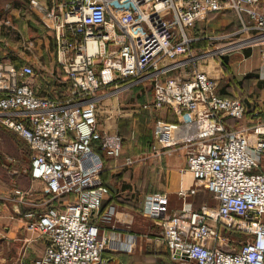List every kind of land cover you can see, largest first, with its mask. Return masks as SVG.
Masks as SVG:
<instances>
[{
	"label": "built area",
	"instance_id": "built-area-1",
	"mask_svg": "<svg viewBox=\"0 0 264 264\" xmlns=\"http://www.w3.org/2000/svg\"><path fill=\"white\" fill-rule=\"evenodd\" d=\"M52 3L41 20L55 32L56 59L71 86L67 96L41 94L32 63L0 59V124L29 145L31 175L42 188L38 196L32 187H16L10 199L28 205L27 228L49 238L41 254L20 264H103L107 251L132 250L114 233L129 231L137 213L114 204L103 209L111 191L102 178V152L119 158L124 136L103 132L98 111L103 97L143 80L153 82L154 98L141 107L169 108L176 115L175 120L157 119L152 146L156 154L184 149V170L195 183L178 194L204 189L213 198L168 213V192L145 195L142 212L161 222L171 257L183 264H264V171L258 169L264 108H254L248 125L232 128L228 119L245 118L247 105L239 96L220 94L217 79L199 68L209 57L256 45L264 58V0ZM225 9L236 12L237 27L190 33ZM0 23L9 24V17H0ZM201 42L206 47L198 51ZM135 162L125 158V164ZM220 228L246 237L234 247Z\"/></svg>",
	"mask_w": 264,
	"mask_h": 264
},
{
	"label": "rangeland",
	"instance_id": "rangeland-1",
	"mask_svg": "<svg viewBox=\"0 0 264 264\" xmlns=\"http://www.w3.org/2000/svg\"><path fill=\"white\" fill-rule=\"evenodd\" d=\"M7 2L11 0H0ZM13 2V0H12ZM14 3L21 6L22 9L14 10L11 13V22L7 27L1 26L0 43L1 54L7 59L21 64L28 61L36 62L38 72H42L41 64L51 61L55 51V36L48 34L43 28L41 22V12L37 7L30 6L28 0H14ZM236 23V14L229 9L221 10L207 17L206 20L199 22L194 28L190 29L192 34H201L207 26L214 28H229ZM45 34V36H44ZM33 45H29V42ZM202 47L197 49L201 51L205 49L203 42ZM253 49L252 57L246 59L242 49H235L221 56H215L211 59L202 60L199 68L208 71L218 81V89L232 96L242 97L248 106L261 104L264 106V58L259 46L248 47ZM247 48V49H248ZM196 50V51H197ZM29 60H27V59ZM218 63V64H217ZM209 65V66H208ZM211 65V66H210ZM50 80L48 84H52ZM146 91H150L147 89ZM134 92V89L132 90ZM130 91L119 94L121 99L120 109L113 111L112 105L109 103L102 104L98 116L99 123L108 121L110 127L118 123L122 127L124 136V146L128 148L129 154L136 159L135 163L123 165L122 163H106L105 176L108 185L114 192L121 191L126 186L134 187L137 194L141 198L152 191L168 190L171 183L176 181L179 168L173 167L174 163H151L145 156L148 144H144V148H140L130 138L135 132H139L149 139L151 131H153L155 122L158 119V111H148L141 109L142 99L139 96L142 93H132ZM137 96L134 98L133 96ZM139 97V98H138ZM144 99V98H143ZM253 103V105H252ZM114 104L118 108V102ZM263 108V107H262ZM112 116V117H111ZM108 117H111L110 119ZM111 123V124H110ZM146 151V153L144 152ZM186 157V155H185ZM184 156L181 160L184 161ZM31 163V149L24 138L15 131L5 128L0 124V180L4 181L7 187L13 186V183L23 184V177L28 173V165ZM117 167H112L114 165ZM175 172L173 173V171ZM177 170V171H176ZM170 171V172H169ZM183 172V171H182ZM184 173V172H183ZM184 184L189 186L190 173H185ZM111 194V192H110ZM129 196V194H124ZM121 202L130 200L120 194ZM144 199V197H143ZM193 201L199 207L203 202L212 203L211 194L202 192L194 197ZM237 236V235H236ZM238 240H243L246 235L239 234ZM170 264H183L182 262L170 259Z\"/></svg>",
	"mask_w": 264,
	"mask_h": 264
},
{
	"label": "crops",
	"instance_id": "crops-1",
	"mask_svg": "<svg viewBox=\"0 0 264 264\" xmlns=\"http://www.w3.org/2000/svg\"><path fill=\"white\" fill-rule=\"evenodd\" d=\"M30 2V6L34 8L37 7L39 11L42 13L46 10L52 7L53 3L52 0H28ZM6 5H10L8 11L5 10ZM22 9L21 6H18V4L14 3V0L7 1V2H1L0 1V17L5 18L9 17L11 22V13L14 10ZM231 10V9H229ZM235 14L236 12L232 10ZM219 12V11H218ZM217 12H214L212 14H215ZM211 14V15H212ZM210 16V15H209ZM42 22V20H41ZM10 24V23H9ZM7 24V25H9ZM239 25L238 16L236 14V23L233 26H230L229 28H214L213 26H207L205 30L207 32H221L224 30H229L237 27ZM1 26L7 27L5 23H0V29ZM43 28L48 32V34H53L55 36V32L49 28H47L43 22H42ZM45 36V34H44ZM56 42V41H55ZM200 43H197L198 45ZM205 45V42L203 43ZM245 49L243 50V53H245ZM249 49V48H248ZM0 51H1V43H0ZM254 54L253 49H251V54L249 56H246L247 58L252 57ZM4 58L7 59L6 56ZM212 57H209L211 59ZM9 59V58H8ZM27 59V58H26ZM29 60V59H27ZM207 60V59H206ZM28 62V61H25ZM32 63L36 68V62L33 61ZM24 63V62H22ZM39 63V62H38ZM218 64V63H217ZM209 66V65H208ZM211 66V65H210ZM42 72L37 71V77L36 80H41L42 85L39 89L41 94L48 95L51 97H66L67 92L70 89V81L67 78L66 74L62 70L60 64L57 62L56 59V46L55 51L53 54V57L51 58V61L48 63L41 64ZM206 71V70H205ZM208 72V71H207ZM209 73V72H208ZM210 74V73H209ZM211 75V74H210ZM212 76V75H211ZM50 80L53 81L52 84H48ZM134 89L135 94L136 93H142V91H145V95L139 96L142 99V104L146 101H150L154 98V87L153 82L151 80H143L139 81L136 84L132 85L129 89H127L125 92H132ZM149 89L150 91H146ZM219 91V89H218ZM123 92V93H125ZM132 92V93H134ZM220 92V91H219ZM120 93V94H123ZM143 94V93H142ZM134 98H137V96H133ZM138 97V98H139ZM144 98V99H143ZM121 99L119 97V94H108L100 102V107H102V104H111L112 110L115 111L116 109H120V102ZM118 102V108H116V105L114 104ZM253 105V103H252ZM256 106H262L261 104H255ZM143 109L142 107H140ZM153 109H150L148 111H152ZM155 111V110H153ZM158 111V119L159 118H167L170 120L176 119V115L172 109L164 108ZM100 108L98 111L99 116ZM112 117V116H111ZM111 117H108L109 119ZM264 120V118H263ZM250 123V114L248 113L245 118L243 119H232L228 121V124L232 128H240L245 125H248ZM111 124V123H110ZM120 125L118 123H115L113 127H110L109 122H101L99 123V127L103 132H122V127H119ZM134 143H137L140 148H144V144H148L147 146V153L145 156L142 157L145 160L148 158L151 163H164V161H167L166 163H174L173 167H177L179 176L173 175L172 177L176 176V181L171 183L170 186L167 188L166 192L169 194V200L167 204V212L173 213L176 211H180L189 207H198L195 202L193 201L194 197L198 196L202 192H209L208 190H200L195 194L187 195V196H180L178 194V190L180 188H189L194 185L195 183V177L193 174L188 171L184 170V167H186V157H185V151L184 149H177L172 152H165L159 151V154L154 153L153 149V143H154V129L151 131V134L149 136V139L146 138V136L142 135L139 132H135L132 137H130ZM124 146L122 149V154L117 159H110L105 156V153L102 152L104 158H105V169L102 172V178L107 183L106 176H105V170H106V163H122L125 164V158L127 156H131L129 153V150H127ZM161 153V154H160ZM184 156L185 160L182 161L181 157ZM114 167H117L115 164ZM261 171H264V155L260 158V166L258 168ZM184 173H183V172ZM27 174L23 177V184H15L13 183V186L6 188V185L4 184L3 180H0V264H20L21 259H33L34 257L38 256L43 252L45 247L47 246L49 242L48 236L45 234H42L37 231H31L26 226V221L23 219V214L30 210V207L25 204H21L13 199H10L12 197V192H14V188H20V189H30L31 187L39 191L37 193L38 196H41V185L39 181L33 179L31 175V163L28 165ZM170 172V171H169ZM175 170L173 171V173ZM190 173V184L189 186H186L184 184L185 180V173ZM108 184V183H107ZM110 187V186H109ZM111 194H109L103 202V209L107 208L109 205L114 204L119 207L128 209L130 211H133L137 213L135 215V219L131 225V228L129 231L126 230H116L114 233V236L116 238H120L122 240H127L132 244V250L131 251H119V252H112L107 251L104 253V256L106 258L105 263L103 264H170L171 255L169 251V247L167 243L164 241L163 236L161 234L162 231V225L161 222L157 219H152L149 217H146L143 212V206H144V199L145 194L142 198L138 195V197L135 195L137 194V191H135V188L126 186L124 189L118 192H114L112 188L110 187ZM165 191V190H162ZM155 192V191H152ZM129 194V196L124 194ZM151 193V192H149ZM120 194H123L124 197H126L127 201L121 202ZM45 196V194H44ZM211 199L212 194H211ZM200 206V205H199ZM105 233H111V231L108 228L103 229ZM221 233L224 236H227L229 239L233 240L234 247H239L241 245V240L239 239V234L243 235L239 232H233L226 228H220ZM237 235V236H236ZM173 259V258H172ZM174 260V259H173Z\"/></svg>",
	"mask_w": 264,
	"mask_h": 264
},
{
	"label": "trees",
	"instance_id": "trees-1",
	"mask_svg": "<svg viewBox=\"0 0 264 264\" xmlns=\"http://www.w3.org/2000/svg\"><path fill=\"white\" fill-rule=\"evenodd\" d=\"M212 14V13H211ZM210 14V15H211ZM251 54V49L249 48V49H246L245 50V55L246 56H249ZM2 58H4V56L1 54V51H0V59H2ZM220 94H222V95H226V96H232V95H230V94H227V93H225L224 91L223 92H220ZM242 98V97H241ZM243 99V98H242ZM243 101L245 102V100L243 99ZM245 104L247 105V103L245 102ZM255 107H259V106H256V105H254V106H248L247 105V114L249 113L250 114V117H251V112L254 110V108ZM233 118H230V119H228V121H230V120H232ZM173 120H175V118L173 119ZM103 177V176H102ZM104 180V179H103ZM105 182V181H104ZM106 183V182H105ZM107 184V183H106ZM108 185V184H107ZM109 186V185H108Z\"/></svg>",
	"mask_w": 264,
	"mask_h": 264
}]
</instances>
